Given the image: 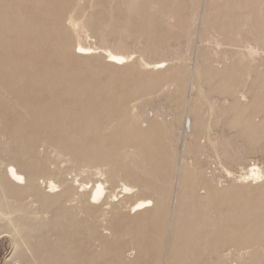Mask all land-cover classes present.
<instances>
[{"label": "bare ground", "instance_id": "obj_1", "mask_svg": "<svg viewBox=\"0 0 264 264\" xmlns=\"http://www.w3.org/2000/svg\"><path fill=\"white\" fill-rule=\"evenodd\" d=\"M16 1L0 0V32L13 29L14 33L17 34H8L10 37L0 36V138L2 140L0 143V217L10 224L11 231L9 233L13 241L12 256L17 258L20 252L26 251L30 257L28 264H69V262L76 264L79 259L81 261V259L85 260L87 256L89 257L88 252L80 250H77V253L67 251L68 253L61 258L60 262L56 261L58 258H56L54 252L55 244L40 243L38 245L35 242L32 244L30 242L31 236L22 234L24 229L28 231L36 230L39 226L48 224V227L52 225L50 232L52 231L54 235L57 231L56 235L60 238H65L67 246L74 243V238L71 234L86 232L88 237L87 243L92 244L93 242L94 245L97 244L100 248L99 252L97 251L93 255L90 252V257L96 259L100 255L109 256L108 254H113L116 259L113 264H127L129 262L126 258L129 248H126V244H132V249L135 248L136 255L134 259L136 261L140 260L141 256L146 255L144 241L151 242L155 248L160 247L161 242L159 237L162 232L171 238L169 243L164 241V260H161L163 264H245L244 262L247 260H250L249 262L253 264H264V204L260 202L264 197L263 163L259 165L260 162H255L256 160L253 159L252 161L254 162H249L248 167H241L237 175L222 167L226 175L231 177L230 179L226 177L228 179L227 182L233 181L238 188L242 187L248 190L246 192L247 198L245 199L244 195L234 197L237 199L236 206L238 205L241 208L240 213L234 214L230 208L226 210L221 225L223 229L229 231L225 239H222L221 236H214L212 233L210 237L207 235L208 238H204L207 241L215 239L211 250L204 253L200 250H195L191 244H195V242L200 244L198 241H202L201 239L203 238L202 234L198 235L194 230H191L190 223L192 222V218L190 212L180 207L181 197L179 195L181 194V190L187 195L186 199H194L192 197L193 191H189L186 194L185 190L188 189L183 186L184 184L179 186L180 170L175 174L177 176L174 178L176 181H174L173 188L170 187L169 194L172 195L170 199L172 202L170 211L167 214L168 190L162 187L161 183L164 182V178L156 175V165L146 167L148 175L152 177L145 178L144 176V178H141L139 175H131L133 182H122L119 185L120 188H117V190L112 186L107 189V182L109 180L113 182L116 176L117 172L114 168L111 169L105 166L106 169L103 166L106 169L104 170L103 167H99V164L108 165L114 159L112 154H103V151H101V148L109 143V140L101 137L100 133L102 129H113L114 124L119 120L120 116L128 114V108L133 107L131 101L140 96L129 93L128 96V91H114L111 86L105 85L95 77H93L94 79H89L84 78L81 73L78 76L75 72H71L68 75L63 72H57V68H53V62L47 60V52L42 57L43 53L39 51L41 49L38 50L39 45L38 47L36 46V51L41 54L40 57L32 58L19 51L20 49L24 50L25 47L27 48V45H32L31 42L20 36V32L25 31L33 34L32 36L38 37L40 42H44L49 40V33H54L56 29L62 27L63 32L60 34L59 39L56 40L55 47H53L54 51L56 50L58 53L60 64H64L66 56L80 59L88 58L93 56V53L96 51L97 53H101L99 56L104 58V64L110 68L119 66L127 68L135 65L144 70L146 69L144 63L147 62H129L131 55L129 52L108 47H101L102 51H98L100 46L82 43V34H85L90 27L101 30L104 26L108 25L105 20L92 23L89 17L78 20L72 14L66 13L64 17L61 14L58 15L61 18L57 17L56 22L53 21L52 24H49L51 23L49 20L56 17V15H53V11L45 8L41 13L20 23L16 20L13 13L21 12L22 14H26V9L29 10V7L17 4L18 7L15 11L9 10V6L13 5ZM24 1L19 0V2ZM47 1L26 0L28 3L39 4H45ZM220 1L222 14L225 20H227V27L224 26L223 32L219 31L216 28L218 25L210 19L211 8L209 0H202L201 9H198V13L194 14L189 20V27H195V24L199 22L203 26L209 38L208 40L212 39L216 44L215 48L211 49L212 59H209L211 67L216 73L226 74L230 80L235 79L236 71L233 69V66L237 63L240 65L247 61L248 64L256 65V63L262 62V69L264 70V56H262L263 59H260V56L258 57L259 54L264 55V46L253 42V45H250V43L245 45V47L247 46L246 50L245 48L244 50L234 49L235 46H233L235 43L232 34L235 31L234 25L238 21L236 13L239 10H246L243 16L245 20L242 28L244 30L250 32L252 29L264 27V19L260 20L258 18L254 20L252 13L249 11L252 0ZM145 2L150 4L148 5L149 8L156 6L154 2L153 4L151 3V0H129V5L127 6L131 10L136 6L143 8ZM9 11L12 13H9ZM164 18L174 28H179L182 25L181 20L178 23L174 22V11H166ZM145 19L146 22H150V17H145ZM254 21L257 25H255ZM146 29L152 33L153 26H149ZM64 34L65 36H63ZM262 34L260 33L259 37ZM62 36L67 39H72V37L76 39V44L73 48L70 41L68 44L64 43V40L61 38ZM99 39L103 44L107 42L117 44L108 38V36H105V34H101ZM161 46L156 44L152 48L157 50L163 48L164 45ZM64 48H67L65 53L62 52ZM150 49V47H147V50ZM183 58H180V60H185ZM164 62V59L152 62L151 69L158 72L167 71L169 66L165 65ZM201 65L199 66L201 67ZM61 68H64V66ZM197 68L199 67L197 66ZM197 72L200 73L198 69ZM25 74H29L35 80H31V84L23 83L21 78ZM90 74L92 73L88 75L90 76ZM201 78L200 82H202ZM58 81H63L62 85L66 89L71 88L70 85L74 81L75 83L72 85L75 91H90L93 93V98H96L94 99L96 101L68 103L56 98L52 100L50 88ZM35 82H39V85L46 89V94L48 95L46 98H42V93H35ZM168 84L173 85V82L166 81L163 86H167ZM125 86L128 87L129 85L125 84ZM189 87L194 88L195 91L198 90V95L203 93V86L200 84L195 87L193 84ZM101 91H104L102 93L106 94L103 98L104 103H102ZM255 94L256 92L250 89L245 90L244 88L231 87V90L219 108L216 107L219 104H212L208 101L207 108L205 109H203L201 104L196 102L191 105L190 98L188 97V104L185 107L188 115L185 116L184 113L183 115L180 113L181 115L179 116L178 112L174 111L175 118L172 121H168L167 126L169 129L175 131L180 127L183 129L185 137L182 143L184 142L183 144L186 146L189 142L194 143L198 133L202 132L204 114L209 118L218 116L219 113L233 116L240 111V106H244L248 110L250 109V113L255 114L256 107H254V110L251 108L257 104ZM110 98L121 105L120 110L116 111L113 107L114 105L108 104ZM113 121L115 122L113 123ZM44 122L52 123L53 126L50 127L60 130V136L53 137L49 133V127H46ZM59 122L61 124H58ZM110 125L111 127H106ZM153 129L155 127L152 126L140 131L144 137L150 138ZM47 131L49 132L47 133ZM41 132L46 134L40 137ZM69 135L73 138L72 141L70 140L71 142L66 140L69 138ZM90 138H94V140H90ZM40 146H42V149ZM52 148L57 151L58 155H69L70 158L68 160L72 168L81 167L79 170H82L84 166L86 168L95 167L93 169L97 172V177L93 180V183L88 186L82 177L76 178L79 172L72 177H68L67 172L69 168L49 161L46 158V154L47 150ZM191 157L189 158L191 159ZM185 158H181L183 163L189 160ZM181 160L179 161L181 162ZM233 161L236 162L235 159ZM53 164L55 165L52 166ZM191 165L192 168H198V165H200L201 172L198 174L203 179L207 178L204 179L205 183L214 181L216 183L214 186L200 187L197 190L199 197L207 199L206 202L208 201L209 203L213 200L210 203L213 208L227 201L228 196L222 192L227 189L230 183H226V179H224L225 181L217 180L214 172L209 175L207 170L210 169V166H208L206 161H198V165L197 163L194 165V162H191ZM82 172H84V169ZM182 174L184 175V177L182 176L183 181L186 171ZM40 178H43L42 182H40ZM42 183H44V187H42ZM54 189L56 190L54 191ZM251 190L257 191L251 192ZM118 193H122L121 197H119ZM255 193L257 196H255ZM42 195L48 199L41 201L40 196ZM129 195L135 196V199L127 206L126 198L124 197ZM37 203H39V208H36ZM52 205L55 207V211L50 216L47 215V212L48 208ZM181 209L184 212H181ZM232 209L234 210L235 208L232 207ZM97 211H100L98 215H96ZM82 214L87 216L86 220H82L81 225L76 226L78 216H82ZM147 215L151 217L150 225L154 230H152L150 237L145 231L147 225L136 224L132 228H127L125 225L123 228L115 226V222L119 218L140 221L141 218ZM59 217H64L65 221L63 220V223H58ZM185 224L186 227H182ZM126 236H128L126 244H121L112 249V251L109 250L108 247H111L113 243L119 242L122 240L121 238H125ZM243 240H245V244L242 245ZM38 248L44 251L38 253ZM89 259H86V261ZM229 259H233L231 261L235 263H230ZM143 261L141 260L139 264H144ZM157 263L159 264L158 259Z\"/></svg>", "mask_w": 264, "mask_h": 264}, {"label": "rangeland", "instance_id": "obj_2", "mask_svg": "<svg viewBox=\"0 0 264 264\" xmlns=\"http://www.w3.org/2000/svg\"><path fill=\"white\" fill-rule=\"evenodd\" d=\"M153 2L156 5L154 8H149L148 5L150 4L145 2L143 8L136 6L131 10L128 9L127 6L129 5V0H127V2L126 0H48L45 4L28 3L26 0L24 2H19V0H17L13 5L9 6V10L15 11L18 7L17 4L21 6L27 5V7H29V10L26 9V14H22L21 12L13 13L16 20L20 23L22 21L25 22L28 18L41 13V11L45 8L53 11V15H56V17L49 20V22H51L49 24H52L53 21L56 22L57 17L61 18L62 15L64 17L66 13L72 14L73 17L78 20H81L84 17H89L92 23H96V21L98 22L99 20H105L108 25L104 26L101 30H98L95 27H90L85 34H82V43L90 44L92 46H100L98 51H102L101 47H108L110 49L129 52L131 53L129 62H147L144 63L146 65V69L144 70L136 67L135 65L127 68L121 66L110 68L104 64V58L99 56L101 53H97L96 51L93 53V56L88 58L80 59L73 56H66L64 64H60L58 53L56 50L54 51L53 47H55L56 40L59 39L60 34L63 32L62 27L56 29L54 33H49V40L44 42H40L38 37L32 36L33 34L25 31L20 32V36L23 39L32 43L31 46L27 45V48L25 47L24 50H19L27 56L32 58L40 57V53L42 52V57H44L47 52V60L53 62V68H57V72H63L66 75L71 72H75L78 76H80L81 73L84 78L89 79H94L93 77H95L105 85L111 86L114 91H128L127 94L129 93L135 96H140L131 101L133 107L128 108V114L120 116L119 120L114 124L113 129L108 130L105 128L102 129L100 133L102 138L109 140L108 145L101 148V151H103L102 153L112 154L114 159L112 162H109L108 165L99 164V167L108 166L107 168H114L117 172L113 182L111 180L107 182V189L112 186L115 190H117V188H120L119 185L122 182L132 183V176L139 175L141 178H144V176L145 178H150L152 176L148 175L146 167L149 165H156V175L160 176V178H164V182L161 184L165 190H168L166 211L168 214L172 202L170 201L172 195L169 194L171 190L170 187L173 188L175 183L174 181H176L174 178L177 176H175V174L180 170L179 186L184 184L183 186L188 189L185 190V192H187L186 194H188L189 191H193L192 197H194V199L191 200L186 199L187 195H185V193L181 190V194L179 195V197H181L180 207L187 209L191 214V230H194L198 233V235L202 234V241H198L200 244L195 242V244L192 243L191 245H193L195 250H200L204 253L208 252V250L210 251L215 243V239H208L209 241L205 240L208 236L210 237L213 233L214 236H221L222 239H225V236L228 235L229 231L227 229H223L221 226L222 219H224V214L229 208L234 214H238V212L240 213V206H236V196L239 197L240 195H244L245 199L247 198L246 192L248 190L242 187L238 188L233 181L227 182V180L231 177L226 175L223 168L228 169L232 172V174L237 175L239 174L241 167H248L249 162H254L252 161L253 159L256 160L255 162H260L259 165L262 163V166L264 165L263 65L262 62L256 63V65L248 64L247 61L241 63L240 65L237 63L233 66V69L236 71V76L235 79L232 80H230L224 73H216L209 62V59H212L211 49L215 48L216 44L212 41V39L208 40L209 38L206 35L205 30L199 22L195 24V27H189V20L194 14L198 13V9H201L200 5L202 4V0H151L152 4ZM48 4L50 5L48 6ZM209 5L211 8L210 19L218 25L216 28L223 32L224 26L227 27V20H225L222 14L221 1L209 0ZM11 11H9V13ZM166 11H174L175 23H178L179 20L182 21V25L179 28H174L165 21L164 13ZM245 11L246 10H239L236 13L238 21L234 25L235 31L232 34L234 37L233 41L235 43L233 45L235 46L234 49L244 50L245 48L246 50L247 46L245 47V45L249 43L250 45H253L252 42L264 46V27H259V29L256 28L255 30L252 29L250 32L242 28L245 20L243 17ZM249 11L252 13L254 20L258 18L260 20L264 19V0H252ZM60 14L61 16H58ZM145 17H150V22H146ZM255 25L257 24L255 23ZM149 26H153L152 33L146 29ZM260 33L263 34L259 37ZM8 34L17 35L14 33L13 29L0 32V36L10 37ZM101 34H105V36H108V38L115 41L117 44L112 42H107L105 44L101 43L99 39ZM63 36H65V34ZM63 36L61 38L64 40V43L68 44L70 41L73 48L76 44V39H74V37H72V39H67ZM156 44L164 46L163 48L155 50L152 47ZM38 45L40 46L38 50L41 49L39 50L40 53L36 51ZM166 46L168 47L166 48ZM147 47H150L151 49L147 50ZM42 48H44V50H42ZM66 49L67 48H64V51L62 52L65 53ZM262 56L264 55H258L260 59H263ZM180 58L185 60L182 61ZM163 59L165 61V65L167 64V66H169L167 71L158 72L151 69L152 62ZM195 64L199 68H197ZM199 65H201V67ZM62 66H64V68H61ZM24 68L26 69V67ZM196 68L201 74L197 72ZM89 73L92 74L89 76ZM192 73L194 74L192 75ZM200 78L202 82H200ZM31 80L35 79L30 77L29 74H25L21 78V81L25 84H31ZM166 81H172L173 85L168 84L167 86H163ZM72 82L74 85L75 82ZM62 83L63 81H58L51 86L50 96L52 100L56 98L61 99L62 102L68 103L77 101H96L94 100L96 98H93L94 96L92 92L87 90L82 92L75 91L72 84L70 85L71 88L66 89ZM191 83L192 85L194 84V87L198 84L203 86V93L198 95V90L195 91L194 88L193 90L189 87L192 86ZM125 84H128L129 86L126 87ZM34 85H36L34 89L35 93H42L43 99L48 96L46 94V89L42 88L39 85V82H35ZM171 86L174 89L170 88ZM231 87L239 89L244 88L245 90L250 89L253 92H256L255 99L257 104L251 107L253 110L254 107H256L255 114H251L250 109L248 110L244 106H240V111L233 116L219 113L218 116L209 118L206 114H204L202 121L203 133L199 132L198 136L195 138V142H192L193 144L189 142L186 146L183 144L184 142L182 143V140L185 137L183 129L180 127L175 131L168 128V121H172L175 118L174 111H177L179 116L181 114L183 115V113L185 116L188 115L185 109L188 104V97L190 98L191 105L196 102L201 104L203 109H205L207 108V102L209 101L212 104H219L216 106L219 108L222 101L231 90ZM102 92L104 91H101L100 93ZM105 96L106 94L102 93V103H104L103 98ZM109 103L110 105H114L113 107L116 111L121 109V105L114 99L110 98L108 100V104ZM114 122L115 121H113V123ZM44 124L46 127H49L48 129L50 132L47 131V133L49 132L55 138L60 136V130L50 127L53 126L52 123L44 122ZM58 124L61 123L59 122ZM152 126L155 127V129H153L150 138L144 137L140 130H146ZM106 127H111V125ZM45 134L46 133L41 132L40 137ZM136 134L137 136H135ZM68 137L69 138L66 140L72 141L73 138H71V135ZM91 139L94 140V138H90V140ZM1 142L2 140L0 138V143ZM41 147L42 146H40V148ZM47 151L46 158H48L49 161L69 168L67 172L68 177H72L79 172L80 175H78V173L76 178L82 177L88 186H90L93 183V180L97 177V172L94 170L95 167L86 168L84 166V168L82 167L84 172H82V170H79L81 167H71L72 165L68 160L70 158L69 155H58L57 151L53 148L48 149ZM62 157L66 159L64 160ZM184 157H186L185 159H189L186 160L187 163H183V160H181V158L184 159ZM189 157H191V159ZM234 159L236 162L233 161ZM179 160H181V162ZM190 160L191 162H194V165L196 163L198 165V161H206L208 166H210V169L207 170L209 175L214 172L217 176V180L221 181L226 179V181H224L226 183H230L228 184L227 189L222 192L228 196L227 201H224L213 208L210 205L213 200L209 203L208 201L206 202L207 199L199 197L197 190L200 189V187H210L214 186L216 183L215 181L205 183L204 179L207 178L203 179L200 177V174H198L201 172L200 165H198V168H192ZM195 160L197 161L195 162ZM91 164L93 163L91 162ZM54 165L55 164L52 166ZM105 168L104 170L107 169ZM185 171L186 176L182 181V176L184 177L182 173ZM42 179L43 178H40V182H42ZM42 187H44V183H42ZM55 190L56 189H54V191ZM255 191L257 190H251V192ZM119 195L118 196L121 197L122 193ZM255 196H257L256 193ZM40 197L41 201L48 199L43 195ZM124 198H126L125 201L128 206L129 203L134 201L135 196L129 195ZM250 200L253 201L254 199ZM260 202L264 204V197L260 200ZM38 205L39 203H37L36 208H39ZM232 207L235 209L233 210ZM54 208L55 207L53 205L50 206L48 208L47 215L52 216L55 211ZM182 210L183 209H181V212H184ZM99 213L100 211H97L96 215ZM78 217V221L75 224L76 226L81 225V221L86 220L87 216L82 214V216ZM58 219V223H63L65 221L64 217H59ZM150 223L151 217L147 215L141 218L140 221L119 218L115 222V226L117 228H123L125 225L127 228H132V226H136V224L147 225L145 231L150 237L153 230ZM182 227H186V224ZM51 228L52 225L48 227V224H45V226H39L36 230L28 231L27 229H24L22 234L31 236L30 242L32 244L34 242L38 245L40 243L55 244L54 252L56 254V258H58L56 261L59 262L61 261V258L68 253L67 251H74L77 253V250L88 252L89 257L87 256L85 260L81 259V261L80 259L78 261L76 260V264H113L114 260H116L113 254H108L109 256L100 255V257H97L96 259L94 257L91 258V254L93 255L95 252H99L100 248L97 244L94 245L93 242L92 244L87 243L88 237L86 232L71 234L74 238V243L67 246L65 238L57 236V231L53 235L52 231L50 232ZM10 231V224L6 223L5 220L0 217V264H28L30 257L26 251L20 252L17 256L18 259L12 256L13 241L11 234L9 233ZM162 234L159 237L161 246L158 248H155L151 242H147V240L144 241V250L146 251V255L141 256L138 261L134 259L136 250L135 248L132 249L133 245L126 244V241L128 242V236L121 238L122 240L113 243L111 247L108 248L112 251V249L120 246L121 244H126V248H129L126 256L129 261L127 264H139L141 260H144V264H158L157 259L159 264H163V261L161 260H164V241L169 243L171 238H169L165 233L163 235ZM154 238L156 239V237ZM243 244H245V240H243L242 245ZM43 251L44 250L41 248H38L37 250L38 253ZM90 252L92 253L90 254ZM86 259L89 260L86 261ZM231 260L233 259H229V261ZM249 261L250 260H247L244 263L253 264ZM232 262L235 263L234 261H231L230 263ZM69 264L72 263L69 262Z\"/></svg>", "mask_w": 264, "mask_h": 264}]
</instances>
